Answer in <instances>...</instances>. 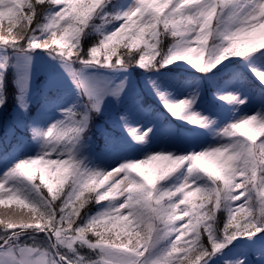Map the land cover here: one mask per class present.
<instances>
[{
    "label": "snow or ice",
    "instance_id": "snow-or-ice-1",
    "mask_svg": "<svg viewBox=\"0 0 264 264\" xmlns=\"http://www.w3.org/2000/svg\"><path fill=\"white\" fill-rule=\"evenodd\" d=\"M5 18L0 110L11 72L14 99L28 115L36 55L66 75L49 74L51 96L45 97V108L62 118L32 119L28 128L39 151L0 172V206L14 201L26 210L0 211V264H209L225 250L234 258L224 264H252V252L264 261V87L253 85L260 107L226 124L220 135L227 142L219 146L179 154L162 149L111 168H88L80 158L94 116L109 99L122 104L133 70L161 73L186 62L215 77L235 57L264 86V69L255 63L264 52L249 55L264 49V0H0V24ZM92 36L94 45L85 49ZM146 80L173 118L195 131L213 123L190 111L198 90L176 101L151 76ZM218 98L239 107L252 97L229 92ZM132 118L125 109L118 117L122 129L135 145L147 144L153 129L134 127ZM249 124L258 141L237 135ZM158 160L167 163L155 176L137 171ZM182 166L180 184L161 186ZM90 205L100 207L92 213ZM218 212L227 214L222 229Z\"/></svg>",
    "mask_w": 264,
    "mask_h": 264
},
{
    "label": "rangeland",
    "instance_id": "rangeland-1",
    "mask_svg": "<svg viewBox=\"0 0 264 264\" xmlns=\"http://www.w3.org/2000/svg\"><path fill=\"white\" fill-rule=\"evenodd\" d=\"M5 21H8V19L5 18L3 22ZM8 26L9 25H5L4 23L0 24V28L2 29H6L8 28ZM24 63V60L21 58L19 60V71L21 73H23L24 71ZM257 67L264 69V65H259ZM52 72H55L58 76L66 75L63 74L62 69H59L54 64H52L48 60L47 56L38 54L34 57V63L32 67V80L30 85L31 93L29 97L31 103H34L40 94L39 89L36 88L40 87V92L49 90L47 87V82L49 74ZM37 78H39L40 80L39 83H37ZM144 80V83L148 84L146 78ZM160 86L163 91H167L169 93L170 99L176 101L190 95L193 90H198L200 93V99L195 105H193L190 111L199 112L201 113V115L209 117L213 121V123L209 124L207 129H200L198 131H195L193 127H188L191 130H182V132H180L179 134V137L176 138L174 136V125L160 124L159 117L149 115L148 111L142 110L141 107L137 104L135 100V93L138 91V84L131 77L129 93L126 96L130 101L125 105V109L132 110V125L134 127L142 128L145 130L150 127L153 129L150 135V139L148 140L147 144L141 146H130L128 144H125V142H122L123 145H121L118 150L111 149L113 147L110 146L112 145V141H109L110 150H108V153L101 156H90L91 153L89 154V148L85 146L80 152V158L84 161L86 167L111 168L121 160H141L145 158V155L147 153L154 154L160 152L162 149L165 152H174L179 154L191 151L199 152L201 148H208L209 145L219 146L220 144L227 142V138L220 135L222 129L224 128V126H226V124L232 123L235 120H239L240 117L246 115H254L257 109L260 107V101L255 97H252L247 104L239 107L235 104H228L227 102L222 101L218 98L219 95H225L229 92L247 96L248 94L244 91L243 86L237 79L219 86L212 93L208 94L206 98L203 96L200 82H191L189 80L182 83H176L175 81H165L160 84ZM216 100L220 101V104H217ZM112 104L114 103L111 101V99H109L106 103L105 108L109 107ZM105 108L103 110H105ZM21 113L23 112L18 108V106L12 109V117H14L15 122H19L18 116ZM61 118L62 116L59 110L45 108V100L40 103L34 117V119L46 120L49 123L54 122V119ZM44 126L46 127L47 124H45ZM120 128L122 129L121 125ZM246 130H253V132L247 131V133H249L250 135H255L257 140L259 139L258 137L260 135L254 124L246 125L239 132H237V135L240 136V133H244V131ZM123 131L125 132V130ZM127 137L129 136L127 135ZM39 148L40 143L32 139L29 144L19 147L12 156H10V152L8 154H4L0 157V172H2L5 168L10 167L13 163L19 162L20 159L26 158V156H35L39 151ZM52 158L54 159L55 156L53 155ZM166 163V161H152L149 164L144 165L140 169H137V171L155 176L159 173V171ZM185 174L186 169L184 166H182L179 170H177V172L173 174V178L165 182L164 186L171 187L173 184H180L183 181ZM122 175V173L119 175L114 174V176L110 177L109 181H106L105 183H110L112 179H118L119 176ZM193 199L196 202L197 198ZM197 204H199V202ZM0 211H4L7 213L10 211L20 212L26 210L22 209V207L17 202L10 201L5 205L0 206ZM259 235L264 237V233H260ZM238 245L240 247H244L245 242L242 241L238 243ZM225 252L227 253L226 256L218 257L217 259L210 261L209 264H224V259L234 258L232 256V253H228L227 250ZM249 259L251 260L252 264H264V261L259 260L258 252L250 253Z\"/></svg>",
    "mask_w": 264,
    "mask_h": 264
},
{
    "label": "trees",
    "instance_id": "trees-1",
    "mask_svg": "<svg viewBox=\"0 0 264 264\" xmlns=\"http://www.w3.org/2000/svg\"><path fill=\"white\" fill-rule=\"evenodd\" d=\"M2 23H4L5 25H9V21H5ZM16 27H19V25H17ZM2 30L5 33L7 32V28ZM15 30L16 28L13 29V31ZM94 43L95 37H89L88 40L84 42L85 49L93 46ZM209 43H211V41ZM258 52H264V49L258 50L257 53H251L249 55L256 56ZM232 59H237V63L229 65L223 71L219 72L215 77L211 75L206 76L195 72L189 65L186 64V62H180L179 65L174 64L170 66L168 70H161V73L145 74L139 69L131 71L132 78L140 84L138 85V92L136 94L139 106L143 110L148 111L149 115L161 117V123H172L175 126L176 131L191 130L188 127H193L191 125L186 124L185 121L173 118L166 111L164 106L158 100V97H156V95L153 93L151 85L144 83V79L146 78V76H151V78L155 79L159 85L165 81H176L177 83H181L187 80L191 82L200 81L202 93L205 98L208 96V94L212 93L214 89L216 87H219L221 84L237 79L239 80V82L244 88V91L248 95L254 96L260 101L259 92L253 88V85L256 86V89H259L260 87L264 86L260 85V81L256 78L255 75H253L251 71H249L248 66L242 61H239V59L241 58L233 57ZM255 63L257 66L263 65L264 60H258ZM76 67H79V65H76ZM13 80L14 74L9 72L7 88L8 102L6 107L0 110V157L14 150L18 144L21 146L22 143H29L31 141L32 135L29 131L28 125L31 123V120L35 117L36 111L40 103L45 100L46 96H51V92L49 90L45 92H40V87L37 86L38 88L36 89H39L40 94L36 101L34 103H31L28 115L21 113L19 115V122H15L14 117H12V109L17 106L16 101L14 99L17 93V89L13 85ZM39 82L40 80L39 78H37V83ZM122 111L123 102L120 106L112 104L109 107L105 108V110H103L101 114L94 116L91 122V129L88 133L90 139L85 144V146L89 148V152L92 155L100 156L106 154L109 150V140H112L114 144H116V146L118 142L122 140L120 132L121 128L118 126V117L121 115ZM247 131L253 132V130H246L244 131V133H247ZM247 134L250 135L249 133ZM245 138L247 137L245 136ZM258 138L261 139L262 137L259 136ZM129 144L136 146L135 142L132 140H129ZM172 176L163 181L161 186L165 187V182L169 181L171 178L174 177ZM105 186H107V183H105ZM198 202L199 200L197 199L196 203ZM89 207L91 208V212L95 213V211L100 206L93 207L90 205ZM226 218V213L221 214L218 212L216 215L217 225L221 229L223 228V224ZM215 259L217 258H214L213 260Z\"/></svg>",
    "mask_w": 264,
    "mask_h": 264
},
{
    "label": "bare ground",
    "instance_id": "bare-ground-1",
    "mask_svg": "<svg viewBox=\"0 0 264 264\" xmlns=\"http://www.w3.org/2000/svg\"><path fill=\"white\" fill-rule=\"evenodd\" d=\"M227 82H225V83H223V84H221L220 86H222V85H224V84H226Z\"/></svg>",
    "mask_w": 264,
    "mask_h": 264
}]
</instances>
